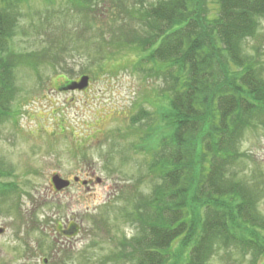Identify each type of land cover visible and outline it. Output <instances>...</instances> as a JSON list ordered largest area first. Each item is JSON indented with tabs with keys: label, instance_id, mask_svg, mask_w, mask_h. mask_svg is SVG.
<instances>
[{
	"label": "rangeland",
	"instance_id": "1",
	"mask_svg": "<svg viewBox=\"0 0 264 264\" xmlns=\"http://www.w3.org/2000/svg\"><path fill=\"white\" fill-rule=\"evenodd\" d=\"M156 2L20 4L7 48L19 59L16 92L0 119V264H133L132 242L141 235L136 205L153 195L158 178L148 166L169 106L165 73L152 70L143 49H152V39L142 19ZM218 9V0H203L208 19ZM255 23L240 54L264 80V16ZM82 76L87 90L59 88ZM239 150L237 180L257 188L264 216V123L245 129ZM56 174L70 187L57 190ZM172 251L180 252L178 263L188 252L179 240ZM207 264H264V253L221 248Z\"/></svg>",
	"mask_w": 264,
	"mask_h": 264
},
{
	"label": "trees",
	"instance_id": "2",
	"mask_svg": "<svg viewBox=\"0 0 264 264\" xmlns=\"http://www.w3.org/2000/svg\"><path fill=\"white\" fill-rule=\"evenodd\" d=\"M24 1L5 0L0 7V119L15 97L19 59L7 48ZM218 4L208 19L203 0H157L142 19L152 39V49L143 48L145 60L165 73L169 106L162 112L167 127L159 154L148 166L157 183L136 205L141 235L132 242L133 264H207L221 248L264 253L257 188L237 180L244 131L264 123L260 68L240 54L243 40L255 33V18L264 16V0ZM177 240L188 250L179 263L180 252H171Z\"/></svg>",
	"mask_w": 264,
	"mask_h": 264
},
{
	"label": "water",
	"instance_id": "3",
	"mask_svg": "<svg viewBox=\"0 0 264 264\" xmlns=\"http://www.w3.org/2000/svg\"><path fill=\"white\" fill-rule=\"evenodd\" d=\"M88 85H89V77L82 76L80 81L71 83L68 86V88L73 89V90H76V89L84 90L88 87ZM78 180L79 178H75V181H78ZM52 181L57 190H62L70 185L69 180L63 179L57 174L52 176ZM83 183L86 184L87 181H83Z\"/></svg>",
	"mask_w": 264,
	"mask_h": 264
},
{
	"label": "flooded vegetation",
	"instance_id": "4",
	"mask_svg": "<svg viewBox=\"0 0 264 264\" xmlns=\"http://www.w3.org/2000/svg\"><path fill=\"white\" fill-rule=\"evenodd\" d=\"M69 83H71V81H64L63 83H60L59 84V88H61V89H66V88H68V86H67V84H69ZM84 90H87V89H84ZM70 181V180H69ZM80 181H87V180H80ZM79 181V182H80ZM78 182V181H77ZM70 185H71V182H70ZM70 185L68 186V187H66V188H69L70 187ZM91 185V186H90ZM94 187V183H93V181H87V183H86V188L87 189H91V188H93ZM56 188V187H55ZM66 188H64V189H66ZM63 190V189H62Z\"/></svg>",
	"mask_w": 264,
	"mask_h": 264
}]
</instances>
